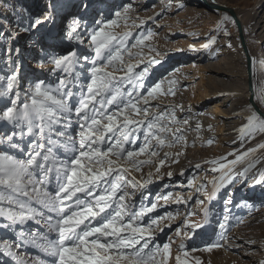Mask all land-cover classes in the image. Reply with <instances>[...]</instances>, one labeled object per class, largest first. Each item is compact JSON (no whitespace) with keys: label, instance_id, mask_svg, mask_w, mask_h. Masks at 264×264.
<instances>
[{"label":"snow or ice","instance_id":"obj_1","mask_svg":"<svg viewBox=\"0 0 264 264\" xmlns=\"http://www.w3.org/2000/svg\"><path fill=\"white\" fill-rule=\"evenodd\" d=\"M58 4L59 0H47L42 14L27 13L25 9L28 23L23 28V34H30V39L38 37L33 47L42 54L44 63L38 62L37 67L44 68L50 63L51 74H60L55 86L41 80L24 89L22 96L21 66L15 59L21 55V49L11 46L5 49V63L10 73L0 80L4 85L0 86L3 105L0 128L7 127L10 131L0 136V220L6 221L0 223V228L14 231L16 240L0 242V252L12 256L14 264H157L155 257L161 248L150 247L155 239L153 232L163 231L159 221L175 217L161 216L145 225L143 218L157 211V203L143 204L148 199L143 190L153 182L152 174L143 182L129 179V175L133 170L140 171L151 165L152 158L159 156V149L175 147L182 136L178 134L181 130L173 132L170 127L179 123L173 109L154 113L149 107L150 100L157 95H174L171 88L161 91L163 82L154 86L147 84L151 69L162 63L154 57L145 62L142 55L148 47L145 41L151 39L152 33L139 34L129 46L133 34L115 32L120 21H126L130 11L127 7L114 13L116 19L97 20L90 30L82 27L80 18L73 16L67 21L61 38L87 47L94 55L81 57L78 51L72 50L48 60L40 34L54 23ZM16 11L23 17V13ZM229 19L224 16V20ZM9 29L0 24V41L11 45L22 32L14 21ZM215 42L212 38L203 45L204 49ZM131 49L139 50L133 53ZM148 51L154 49L148 47ZM133 59L137 60L135 65L131 63ZM82 60L91 65L83 83V73L78 71L83 67ZM259 103L264 108V102ZM246 108L250 112L237 129L241 144L264 136V112L253 104ZM207 143L211 146L213 141ZM58 150H62L63 156ZM261 150L264 142L208 161L212 165L210 171L219 175L211 181L212 191L205 194L206 199L215 200L222 189L234 185L237 178L242 183L258 165L264 164V156L256 155ZM141 156L146 159L139 160ZM229 156L234 159L229 160ZM164 166L165 161L161 159L155 164L156 172ZM168 176L171 178V173ZM254 180L256 185L264 186V171H257ZM138 192L142 197L139 208L132 203ZM232 194L228 192L229 197ZM162 199L167 201L170 197ZM176 202L188 203L182 199ZM196 203L203 205L204 201ZM231 203L230 198L225 200V205ZM192 215L186 214L178 226V237L194 239L205 227L207 209L204 222H190ZM29 222L45 227L46 231L28 229ZM17 226L20 231H16ZM218 227L221 240L227 241L224 235L228 230L227 219ZM50 234H55V239ZM247 243L249 247L254 244ZM14 244L17 249H36L40 255L17 257L12 251ZM224 247L216 241L195 250L210 253ZM179 251L184 257L189 256L184 244ZM163 252L167 261L170 244L163 245ZM175 259L176 264H186L181 256ZM196 264L203 262L197 258ZM258 264H264V259Z\"/></svg>","mask_w":264,"mask_h":264},{"label":"rangeland","instance_id":"obj_2","mask_svg":"<svg viewBox=\"0 0 264 264\" xmlns=\"http://www.w3.org/2000/svg\"><path fill=\"white\" fill-rule=\"evenodd\" d=\"M114 1L116 2L111 7L109 13L101 18L100 11L102 8L99 6L101 0H97V4L93 3L94 0H73L70 5V11L66 9V7L68 8L67 3L58 4L59 8L55 20L58 22L57 31L61 33L59 36L61 41L57 40V44L55 43L56 46L48 50L43 39L47 52L45 59L50 60L52 57L65 55L72 50L78 51L81 57L87 56L91 58L94 55L87 47L69 43L61 38L67 21L73 16L80 18L82 27L86 26L90 30L97 20L108 21L116 19L114 13L116 11H123L127 7L130 8V11L126 14V21L122 19L120 21V27L116 28L115 32L118 34L131 32L133 38L128 41L129 46L135 42L139 34L152 33L151 39L145 41V44L154 49V51L149 52L148 47H145L142 55L145 62L147 59L154 57L161 60L162 63L164 62L165 67L162 71H157V75H150L151 77L149 76L147 84L154 86L158 82H163L161 91L167 92L171 88L174 95H157L155 99L150 100L149 107L154 113L157 110L167 111L169 108L173 109L179 123L170 125V127L173 132H177V129L181 130L178 134L182 136V140L175 147L166 146L159 149V156L152 158L153 163L151 165L142 167L140 171L133 170L129 175V179L135 178V180L143 182L149 178L150 173L152 174L151 179L153 182L148 184L143 190L148 197L147 200L143 201V204L150 206L152 203H157V211L149 213L143 218L145 225L151 223L152 219H158L161 216L170 215L175 217V219L159 221V227L163 231L156 229L153 232L155 239L150 247L158 245L161 248V251L155 257L157 264H176L175 258L177 256H181L182 260H186V264H196L197 258L203 264H225L221 262L222 249L213 250L210 254L195 250L203 249L216 241L222 243V240H219L215 236L217 234L215 232L210 237L204 234V232L201 234L202 228L198 231L194 239H186L180 236L181 241H185V250L189 252L188 257H184L179 251L180 245L183 243L178 241L168 243L167 239L170 236V232H176L178 226L182 225L184 220L181 218L185 219L186 214H193L190 222L203 221L202 212L205 211V207L207 206L205 194L212 188L210 184L211 180L219 174L210 171L212 165L208 161L205 162L208 170L203 168L205 166L204 164H201L198 169L194 165H190L181 175L179 168L185 165L189 158H195L200 161L205 156H210L212 158L214 157V159H219L220 157L228 156V154H223V150L226 147H233L235 149L234 151L238 149L246 151L249 148L255 147L259 142H264V137L262 138L260 136L251 143L241 144L237 131L247 117V113L243 115V112L250 111L246 106L251 104L248 90L250 83L246 75L250 62H247L245 48L242 44L243 42L245 43L250 58L262 54L264 59V0H222L224 3L221 6L230 8L234 12L238 11L239 17L237 19L228 12L225 13L214 9L213 4H219L220 0H211V4L207 5L202 2L203 0ZM39 2L38 6L42 8L36 10V0H0V24L5 26V30H10L9 26L13 25L14 21V25L20 26L22 32L21 37L11 45L7 41H0V80L10 73V69L5 63V49L9 46L20 48L21 55L15 59L19 61L21 66L22 96L24 89L29 88L33 83L41 80L46 84L55 86L60 75L59 73L51 74L52 65L50 63L46 64L44 68H40L42 72L37 71V63H44V59L39 58L42 54L33 47V41L38 39V37L32 36L30 39V34H23V28L28 23L27 13L42 14L47 0H39ZM86 3L88 6H91V9H85L83 7ZM32 4L35 6H31ZM25 9L27 13L24 12ZM16 10L23 13V17L18 15ZM224 16H228L230 19L226 21L224 20ZM257 19L262 20V22L258 26H255ZM236 20L240 24L241 34L236 26ZM126 24L131 25V27L126 26ZM45 29L40 35L44 33L48 34L49 26ZM225 32L228 33L227 36L224 35ZM46 36L48 37L49 34ZM212 38H215L216 42L208 49H202L196 53L188 47V45H193L201 41H210ZM54 39H51V42ZM138 50L131 49L133 53H136ZM174 54H177L175 55L177 58L170 61L167 60ZM81 63L83 67L79 68L78 71L83 73V83L84 78L88 75L87 69H90L91 65L84 63L83 60ZM131 63L135 65L137 60L133 59ZM33 64H35L34 68L31 67ZM139 70L136 69V71ZM119 74L123 75V73ZM217 75L224 81L219 82L220 80L216 77ZM209 79L213 80L212 87ZM168 81H174V83L169 84ZM0 86L4 85L0 83ZM252 93L255 106L264 112V108H261L259 103L264 102V80L262 78H259L256 87L252 86ZM223 99L227 102V107L232 104V108L234 109L231 125L233 131L237 132L235 134L237 136L236 140L234 135L230 137L231 134L227 130L228 125L222 123L223 118H220V116H217L218 118L214 116V119L208 118L205 114L208 111L206 110L207 107L219 104ZM2 106L0 104V107ZM193 111H195L193 116L200 118L199 123L201 124H189V117H191ZM184 121H187V124ZM198 125L199 130H197ZM9 131L10 129L7 127L0 128V136H3ZM140 135L142 137V133ZM220 137L223 140H218ZM226 137H229L228 140ZM168 139L171 140V135H169ZM209 140L213 141L211 146L207 143ZM153 144H155V141H153ZM137 146H139V142ZM58 151L63 156L62 150ZM177 153L183 154L177 155ZM165 154L170 158H167ZM138 159L144 160L146 157L141 156ZM161 159L165 161V166L161 167L160 172L157 173L155 164L159 163ZM228 159L231 160L234 157L229 156ZM263 165L260 164L257 167L262 168ZM168 173H171V178H169ZM248 192L242 189L239 191V193H242L240 197L249 194L250 198L253 196L258 201L264 198V191L259 192L257 188ZM227 195V192L222 195L225 200L228 199ZM163 196H169L170 199L165 201L162 199ZM178 199H182L188 203H177L176 201ZM198 200L204 201V204H197L196 201ZM141 201L142 197L138 192L133 197L132 203L139 208ZM209 203L210 205L206 208L207 213L214 216V209L215 211L217 209L215 204L217 202L209 201ZM0 223H6V221L0 220ZM169 224H171V227L166 226ZM26 227L41 233L46 231L45 227L35 225L31 222ZM153 228H156V226L154 225ZM214 229L216 230V227ZM20 230L17 226L16 231ZM50 238L55 239V234H50ZM5 240L15 241V233L11 229L0 228V242ZM165 244H170L171 246V254L167 261H165L163 252V245ZM226 247L228 246L224 248ZM12 251L17 257L30 258L40 255L36 249L31 247L17 249L15 244L13 245ZM234 251L240 254L242 260L250 262V256L243 254L240 248ZM253 261L258 262L256 258ZM0 264H14V260L12 256L0 252ZM227 264L233 263L229 262Z\"/></svg>","mask_w":264,"mask_h":264},{"label":"bare ground","instance_id":"obj_3","mask_svg":"<svg viewBox=\"0 0 264 264\" xmlns=\"http://www.w3.org/2000/svg\"><path fill=\"white\" fill-rule=\"evenodd\" d=\"M72 1L73 0H59V4L60 3H67L68 8L66 7V9H68L67 11H70V9H71L70 5H71ZM96 1L94 0L93 3L97 4ZM198 1H200V0H198ZM210 1L211 0H203L202 2L205 5H207V4H211ZM115 2L116 1H114V0H101V2H100L101 4H99V6L102 8L100 11V13H101L100 18L103 16H106L109 13V11L111 10V7L114 6L113 4ZM39 3H40L39 0H36L35 5L38 6ZM87 3H86V5H87ZM222 3H224V1L220 0L219 4L221 5ZM35 5L32 4L31 6H35ZM37 6H36V10H40L42 8V7L40 8L39 6L37 8ZM213 6H214V4H213ZM58 8H59V6H58ZM87 8L91 9V6L87 5ZM87 8H85V9H87ZM233 17L235 19H237L239 17L238 11L234 12ZM260 22H262V20L257 19V23L255 26H258V24ZM57 25H58L57 20H55L54 23L49 25L48 34L50 37L46 36V35H48L47 33H44L42 35L43 39L45 40L44 42L46 43L48 50H49V48L56 46L55 43L57 42V40L61 41L60 37H59L61 33L59 31H57L58 30ZM242 31H244V29H242ZM53 38H55V39L53 42H51V39H53ZM24 40H25V38H24ZM208 42L209 41H205V42L201 41V42H198V43L193 44V45H188V47L190 48V50L195 49L194 52L197 53L199 50L204 49L203 45L208 43ZM188 47H186V48H188ZM175 55H177V54L172 55L171 58H169L167 60L170 61V60L177 58V57H175ZM39 58H42V55L39 56ZM248 62H250V64H249L248 72L246 73V75H247V78L249 79L248 80L249 83L250 84L252 83V85H251V88H252V86L256 87L259 78H262L264 80V59H263V55L259 54L257 57H251V58H249ZM164 65H165V63L163 62L161 64L154 66L151 70L150 75L151 76L157 75V73H158L157 71H162L165 67ZM31 67L34 68L35 64H33ZM36 69L38 72H42V70L40 68L36 67ZM216 77L219 78V80H220L219 82L224 81L223 79L218 77V75ZM209 82H210V85L212 87L213 86V80L209 79ZM236 87H237V85H236ZM202 109H203V107H202ZM257 109L259 111L263 112L261 109H259V108H257ZM206 110H208L207 112H205V114L207 115L208 118H213L214 116L215 117L220 116V118H223L222 119L223 122L222 121L221 122L228 125L227 130L231 134L230 137H232V135H234L235 140H236L237 136H235V134H237V132L233 131V128L231 125L232 124L231 119L233 117V112H234L233 111L234 109L232 108V104L229 105V107H227V102L223 99V100H221V102L219 104H214V106H212V107H207ZM196 112L199 114L198 111H196ZM249 112L245 111V112H243V115H245L247 113V116H248ZM202 113H200V114H202ZM191 114H192L191 117H189V120H190L189 124L197 125L199 123L200 118L193 116L195 114V111H193ZM199 124H201V123H199ZM261 137L263 138L264 136H261ZM228 138H227V140H228ZM218 140H223V138L220 137ZM234 150L235 149L233 147H226L223 150V154H228L230 152H233ZM257 156H264V151L258 152ZM211 159L213 160L214 157L212 158L210 156H205L200 161L198 159H195V158H189L188 162H186L185 165H183L181 168H179V173L181 174L182 172H184L185 169H187L190 165H194V167L198 169L201 166V164L205 165V162H207ZM198 165H199V167H197ZM203 168L205 170H208V167H206V165ZM239 170L240 169L237 168V171H239ZM257 171H264V165L262 168L257 167V169L254 170L252 174H249L247 179H245L242 183L240 182V178H237V181L235 182L234 185H230L228 188L222 189L220 192L217 193V198L215 200H211V202H214V201L217 202L215 204L217 209H216V211L214 209V216L209 215V213H207L205 227L203 228L201 234H203V232H204V234L212 237L215 233H217L215 236L219 240H221V238H220V231L221 230L219 229L218 225H219V223L224 222V220L227 219L228 230L224 233V235L227 237V241L222 240V243L228 247L221 248L222 249L221 250L222 251L221 252V256H222L221 262L222 263L227 264L229 262H232L233 264H258V262H254L253 259L255 260V258H256L257 261L264 259V198L261 201H258V200H255V198L253 196L250 198L249 194L246 196L244 195V197H240V194H242V193H239V191H241L242 189H244L245 192L251 191L255 188H257L259 192L264 191V186L255 184L254 176H255ZM256 178H258V177H256ZM250 185H253V186H250ZM211 191H212V188H210V190L207 191L206 193H211ZM229 191H231L233 193L231 197H229L227 195L228 199L230 198L232 200V203L229 205H225V199L223 198L222 195L226 192L228 193ZM263 197H264V195H263ZM206 203H207L206 204L207 206L210 205V203L207 199H206ZM207 206L205 207V209L207 208ZM200 214H201V212H200ZM202 214H203V217H202L203 221L202 222H204L205 221V211L202 212ZM181 219L184 220L183 218H181ZM215 227H216V230L214 229ZM169 235L170 236L167 239L168 243H172V242H176V241L183 243V244L185 243V241H181V239L176 235L175 231L170 232ZM248 241H252V242H254V244L251 247H249V245L247 243ZM237 248H240L243 251V254H246V252L251 253V254H247L248 256H250L249 257L250 262L242 260V257L240 256V254L238 252L234 251Z\"/></svg>","mask_w":264,"mask_h":264},{"label":"water","instance_id":"obj_4","mask_svg":"<svg viewBox=\"0 0 264 264\" xmlns=\"http://www.w3.org/2000/svg\"><path fill=\"white\" fill-rule=\"evenodd\" d=\"M213 7H214V9H217L218 11L225 12V13L228 12L231 16L234 15V11L232 9H230V8H227V7L225 8V7H223V6L219 5V4H215V3H214ZM236 26L238 28V31L240 32L241 29H240V24H239L238 20H236ZM240 34H241V32H240ZM242 45L245 48L246 59H247V62H248L250 57H249L248 52H247V47H245V43L244 42H243ZM248 90H249V93H250V103L255 105L254 102H253V93H252L251 84H249Z\"/></svg>","mask_w":264,"mask_h":264}]
</instances>
